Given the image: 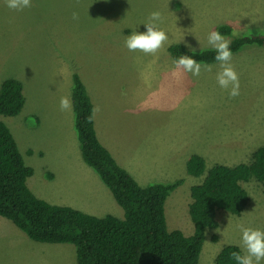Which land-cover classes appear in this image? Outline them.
<instances>
[{"label": "rangeland", "instance_id": "obj_1", "mask_svg": "<svg viewBox=\"0 0 264 264\" xmlns=\"http://www.w3.org/2000/svg\"><path fill=\"white\" fill-rule=\"evenodd\" d=\"M31 2L30 8L15 11L0 0V85L9 77L20 79L27 98L21 113L0 114V119L13 133L25 163L34 169L30 189L51 203L97 216L124 214L81 157L73 108L65 112L59 107L61 97L71 99L72 73L77 72L93 105L100 108L94 120L98 138L117 163L133 167L132 175L141 185L184 180L167 197L165 214L169 230L191 235L190 189L205 173L189 175L185 153L179 156L177 149H207L187 154L202 156L207 170L215 164L248 163L252 152L264 145V46L232 53L230 63L240 82L235 98L217 83L218 62L199 76H173L175 64L164 66L175 60L168 47L174 42H187L195 50L211 47L208 33L220 24L238 33L264 31V0ZM153 11L161 13L158 27L168 41L155 55L129 51L125 39L146 31L144 23ZM243 186L248 205L240 215L218 211L219 225L206 229L198 264H216L223 246H239L241 225L264 230L261 185L251 180ZM0 264L77 263L73 244L32 240L0 216Z\"/></svg>", "mask_w": 264, "mask_h": 264}, {"label": "trees", "instance_id": "obj_2", "mask_svg": "<svg viewBox=\"0 0 264 264\" xmlns=\"http://www.w3.org/2000/svg\"><path fill=\"white\" fill-rule=\"evenodd\" d=\"M215 31L230 37L232 53L250 46H264V31L250 30L233 37L234 29L229 24H220ZM168 52L175 60L190 55L200 63L217 62L211 47L193 52L174 42ZM26 100L20 79L9 77L2 81L0 114L18 115ZM71 100L81 157L109 188L123 208V216L110 213L97 216L36 196L28 185L34 169L25 163L13 133L1 119L0 216L32 240L73 244L77 264H198L206 229L219 225L218 211L240 215L248 205L250 197L243 182L258 181L264 193V145L252 152L248 163L215 164L207 170L205 159L193 154L186 162L188 174L197 177L205 173L201 182L190 189L189 214L194 231L185 235L180 229L169 230L165 202L184 180L139 184L99 140L95 121H86L94 105L77 72L72 73ZM213 238L216 240L217 236ZM234 251L243 254L238 245L226 244L216 255L215 263L236 264L231 258Z\"/></svg>", "mask_w": 264, "mask_h": 264}, {"label": "clouds", "instance_id": "obj_3", "mask_svg": "<svg viewBox=\"0 0 264 264\" xmlns=\"http://www.w3.org/2000/svg\"><path fill=\"white\" fill-rule=\"evenodd\" d=\"M6 6L15 11H23L25 8L32 6L31 0H5ZM78 14L73 13V19H77ZM163 22V17L159 11L150 13L148 21L145 22L146 31L133 32L125 39V46L129 51H139L145 55H155L163 48L168 41L167 33L158 27V23ZM233 37H239L240 33L233 32ZM208 45L215 50L214 59L220 64L221 70L216 75L218 85L227 90L229 98H235L239 95L240 82L239 75L232 67V51L230 49L231 40L226 39L218 31H210L207 36ZM185 46L195 52L191 45L185 42ZM202 54V53H198ZM173 63L176 71L173 76H179L182 73H191L193 76L201 74L202 67L209 70L207 65H202L193 56L181 55ZM59 107L61 111H72V102L68 96L60 98ZM100 111L99 106H93L89 115L86 117L88 123H92L96 114ZM241 238L239 247L242 248L243 254L238 251L231 253V258L236 264H262L264 262V230L252 227L240 226Z\"/></svg>", "mask_w": 264, "mask_h": 264}, {"label": "crops", "instance_id": "obj_4", "mask_svg": "<svg viewBox=\"0 0 264 264\" xmlns=\"http://www.w3.org/2000/svg\"><path fill=\"white\" fill-rule=\"evenodd\" d=\"M202 65H207L208 67H211V64H213V63H201ZM164 66H167V67H171L172 68V66L174 67V63H171V64H164ZM214 66V65H213ZM201 71H206L203 67H202V70ZM74 127V126H73ZM95 128H96V125H95ZM96 130H98V127L96 128ZM201 130V129H200ZM98 137H99V135H98ZM78 141V140H77ZM78 147H79V145H78ZM193 147V148H192ZM197 147L198 146H185V147H183V148H180V149H177V151H179V156H181L183 153H185L184 154V157H183V163L185 162V164H186V162H187V160H188V158H189V154L191 153V152H197L198 154L200 153L201 154V152L202 151H205V150H207V149H204V150H199V151H197L198 149H197ZM174 147H172L171 149H173ZM197 149V150H196ZM211 149V148H210ZM256 150V149H255ZM29 151H32V150H29ZM28 151V153L29 154H31L30 152ZM41 154H43V150H40L39 151ZM81 154V153H80ZM188 154V155H187ZM133 168V167H132ZM132 168H126L128 171H130L131 173L133 172V170L134 169H132ZM33 176V175H32ZM31 176V177H32ZM71 206V205H70ZM87 212V211H86ZM88 213H91V212H88ZM92 214V213H91Z\"/></svg>", "mask_w": 264, "mask_h": 264}, {"label": "bare ground", "instance_id": "obj_5", "mask_svg": "<svg viewBox=\"0 0 264 264\" xmlns=\"http://www.w3.org/2000/svg\"><path fill=\"white\" fill-rule=\"evenodd\" d=\"M102 182V181H101Z\"/></svg>", "mask_w": 264, "mask_h": 264}]
</instances>
